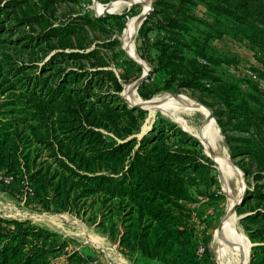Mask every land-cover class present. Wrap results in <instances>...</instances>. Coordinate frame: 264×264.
Listing matches in <instances>:
<instances>
[{
	"label": "trees",
	"instance_id": "1",
	"mask_svg": "<svg viewBox=\"0 0 264 264\" xmlns=\"http://www.w3.org/2000/svg\"><path fill=\"white\" fill-rule=\"evenodd\" d=\"M154 1L164 4L162 0ZM184 2L193 5L190 0H180L179 5ZM54 3L55 0H0V20H12L31 30L37 28L35 38L29 33L24 39L44 41L49 50H61L40 67V73L59 74L52 70L60 59L81 67L80 72L69 73L73 74L71 79L60 77L58 84L46 91L45 81L38 82L35 87L39 89H29L25 101H4L0 108L23 105L25 117L21 122L0 120L1 130L14 128L8 135L0 133V167L21 173L43 206L78 217L85 215L94 224L99 218L96 227L125 257L159 264H201L197 245L205 241L208 227L204 223L203 229L197 231L201 226L200 207L204 205L201 200L205 199L199 188L205 183L200 171L203 166L193 160L194 151L182 146L172 149L165 144L176 135L168 123L170 131L163 125H154L141 140H126L139 130L145 112L128 108L119 100L121 83L111 70L105 69L107 65L96 52H64L83 50V35L75 28L54 26L49 21L48 17L54 15ZM207 6L209 12L224 16L242 30L252 45L264 48V0H208ZM179 10L166 12L156 23L165 35L154 42L147 39L153 29L152 23L148 25L153 15L142 23L138 34L145 53L140 56L148 58L150 72L162 78L160 90H202L232 108V130L247 137L225 136V141L230 157L239 158V168L253 183L244 201L255 199L260 208L242 219L250 241L259 243L252 248L249 264H264V103L248 96L254 103L250 107L246 99L232 95V91L237 92L236 86L217 81L210 69L211 57L207 56L210 36L200 44L188 35L189 22L199 21L189 15L179 17ZM100 21L93 18L87 23ZM151 52L153 59L149 58ZM83 60L88 68H84ZM68 85L72 87L66 88ZM101 88H110L114 94L101 95L96 91ZM140 95L147 99L152 92ZM217 122L225 133L224 123ZM19 128L22 129L17 132ZM103 131L113 138L106 137ZM175 132H179L180 142L199 146L185 133ZM33 145V151H29ZM187 171L200 174L194 178ZM95 261L69 239L29 220L0 217V264Z\"/></svg>",
	"mask_w": 264,
	"mask_h": 264
},
{
	"label": "rangeland",
	"instance_id": "2",
	"mask_svg": "<svg viewBox=\"0 0 264 264\" xmlns=\"http://www.w3.org/2000/svg\"><path fill=\"white\" fill-rule=\"evenodd\" d=\"M116 1L117 0H97V2H94V0H55L53 4L54 15L48 17V19L54 26L65 25L70 28H75L78 32L81 31L83 38L80 39V41L84 46L83 50L66 49L64 52H96L98 59H101L107 65L105 69L111 70L121 83L122 90L118 94L119 100L128 108H131L128 105L129 103L122 97L121 93L126 85L135 84L134 82L144 74V68L130 59L125 53L122 48L121 36L127 22L135 17L138 18L144 12V6L142 4H136L124 8L118 13L104 14L103 16H99L94 8L96 3L106 7V5H110ZM162 1L164 4L155 3L154 0H146L149 13L145 20H148V17L151 15L154 16H152V19L148 22V25L153 24V29L147 34V39L154 42L163 37L165 31L159 28V25L156 23L164 17L166 12L172 14L173 11L180 9V13H177L179 17H182V15H189L199 21L196 24L189 22L190 32L187 33L188 35L193 36L200 44H202L206 36H210L208 40L209 50H207V56L211 57L210 69L213 70L214 77L218 79L217 81L220 80L221 82L236 86L237 92L232 91L233 94H230L238 95L240 99H246L250 107H253L254 103L248 96L257 97L260 103H264V48L252 45L245 37L246 34L241 32L242 30L239 31V29L234 26L235 24L227 20L224 16H217L209 12L207 6L208 0H190L193 5L187 2L179 5L180 0ZM93 18H98L101 21L95 24H88L87 20ZM0 27L2 28V30H0V107L3 106V104H5L4 101L7 100L14 99L16 101H25L26 92L29 89L32 88L35 91L39 89L35 87L38 82L42 83L45 81L46 91L49 87L51 88L58 84L57 80L60 77L65 76L71 79L73 74H69L70 72L81 71V67H79L76 62H63L60 59V61L57 62L58 64H53L52 70L60 71V73L57 74L59 75L58 77L53 74L55 72L40 73V67L49 61L52 55L61 50H49V44H45L44 41H26L24 39L29 33L35 38L38 33L37 28L31 30L26 26L18 25L16 22L12 20L8 21L7 19L0 20ZM138 30L134 38V53L138 59L141 60V65H143L148 72L142 83L136 88L137 96L144 103H148L155 98L165 100L168 96L173 97V100L168 104H165L164 100L155 101L154 105H152L153 107L147 110L135 107L134 109L144 111L145 116L143 120L139 122V130L126 140L131 138H136L138 141L141 140L143 136L152 130L154 125H163L170 131L171 128L167 126L168 123L173 126L172 130L174 131L172 132L176 133V135L172 137L171 140L165 142V144L172 149L182 146L183 149L194 151L193 160L198 166H203L204 169L200 171H203L205 180L204 184L199 185L205 199L201 200L204 201V205L200 207L201 226H199L197 231L200 232V229H203L204 223L208 224L205 241L197 245V255L201 264H220L217 252L211 248V243L215 230L219 227L225 216L228 196L222 190L218 179V172L212 161L206 156L204 145H202L198 138V136L201 135V129L205 125L206 120L203 115L198 112L191 113L186 103L181 99L175 100L174 98L183 96L189 101L206 109L208 113H211L210 119L214 120L218 128L222 137V144L228 152L229 159L233 166H236L240 172L241 169L238 166L239 158L233 159L230 157L225 136L236 138L247 137V134L232 130L234 121L232 120L231 123H229L233 116L232 108L223 105L221 101L212 94L191 88L160 90V87H162V78L158 74L151 73L152 64L149 59H142L140 56L145 53V51ZM186 40L190 41L188 37ZM153 57L154 53L151 52L149 58L153 59ZM198 60L203 64L205 63L204 59L198 58ZM92 61L95 62L96 60L92 59ZM82 64L84 68H88L84 60ZM67 87L71 88L72 86L68 85L66 88ZM96 91L101 95L109 94V92L112 93L110 88H101ZM147 92H152V97L147 99L141 97L140 93ZM114 103L118 104L119 102L115 101ZM24 108L23 105L14 107L4 106L0 108V120L6 121L8 119H16L21 122L25 117L23 110H21ZM151 112H153V114H151ZM218 120L224 123L225 133H223L219 127ZM21 129L22 128L17 129V132ZM13 130L14 128L6 130L0 129V133L4 132L8 135L13 133ZM178 130L185 133L188 138L196 141L199 146L193 147L189 143L180 142L181 136L178 135L179 132H175ZM103 133L106 137L113 138L111 133L105 131H103ZM0 140L3 139L0 137ZM116 140L120 142V139ZM137 146L138 145L135 147ZM34 148V145L31 146L29 151H33ZM187 172L190 177L194 178H198V174H200V172ZM5 181H7V183H5ZM244 184L247 186L245 193L247 191H252L253 183L251 179H246L245 177ZM257 210H260V208H257L256 200L251 198L245 201L243 198L241 205L236 209V214L239 218L238 225L247 238L248 243L251 244L249 248L248 264L253 257L252 248L255 245H259V243H252L250 241L248 232L245 229L246 224L242 222V219L255 213ZM0 217L5 219L29 220L36 226L67 238L71 241L72 245L76 246L78 249H82L84 254L93 256L96 259L95 264H117V262L100 247L89 242L76 224L84 227L96 237L103 246L113 248L126 264H159L156 262H148L140 258L133 260V258L123 256L118 251L117 246L96 227L99 218L94 224L90 222L85 215L78 217L74 213L43 206L40 199L32 195L30 186H28L26 180L22 178V174L15 173V171L9 172L5 167H0ZM251 227L252 226H250V228Z\"/></svg>",
	"mask_w": 264,
	"mask_h": 264
},
{
	"label": "bare ground",
	"instance_id": "3",
	"mask_svg": "<svg viewBox=\"0 0 264 264\" xmlns=\"http://www.w3.org/2000/svg\"><path fill=\"white\" fill-rule=\"evenodd\" d=\"M136 4H142L144 6V12L148 10V3H146V0H117L116 2L109 5L107 11H105V7L97 3L95 4L94 8L96 9L97 13L111 14L118 13L122 9ZM140 18L141 15L138 18L135 17L134 19L127 22L124 32L121 36V42L122 48L129 58L141 64L140 60L134 53V38L138 30ZM121 95L130 105L140 106L146 110L153 107L152 105H154L155 101L164 100L155 98L148 103L142 102L137 96L135 84L126 85L123 88ZM172 98L173 97L169 96L166 97L164 103L168 104L171 100H173ZM174 99H181L184 103H186L187 108L191 113L198 112L202 114L206 120L205 125L201 129V135L197 136L202 145H204L206 156L212 161L215 169L218 172V179L222 190L228 196V204L226 207L225 216L222 219L219 227L214 232L211 248L216 250L220 264H247L249 258V243L240 226L238 225L239 218L236 214V211L232 210V206L240 200L243 191L245 190L242 173L231 163L228 152L222 144V137L214 123V120L210 119L208 111L200 105L189 101L183 96ZM151 114H153V112H151ZM76 225L81 229L82 234L89 242L96 245L97 247H100L106 254L112 257L114 261L117 262V264H126L113 248L103 246L99 240L84 227L79 224Z\"/></svg>",
	"mask_w": 264,
	"mask_h": 264
},
{
	"label": "water",
	"instance_id": "4",
	"mask_svg": "<svg viewBox=\"0 0 264 264\" xmlns=\"http://www.w3.org/2000/svg\"><path fill=\"white\" fill-rule=\"evenodd\" d=\"M94 2H97V0H94ZM108 8H109V5H106V7H105V11H107ZM148 13H149V10H147L146 12H143V13L141 14V18H140V22H139V25H138V29H139L140 26L142 25V22L146 19ZM98 14H99V16H103V15H104L103 13H98ZM133 61H134V60H133ZM140 61H141V60H140ZM136 63H138V62H136ZM138 64L144 68V74H142V76H141L138 80H136V81L134 82L135 85H136V88H137V86H138L140 83H142L143 79L146 77V74H147V72H148V70H147L143 65H141L140 63H138ZM128 105H129L132 109H134L135 107L143 108V107L136 106V105H130V104H128ZM143 109H144V108H143ZM145 110H146V109H145ZM209 117H211V113H210V112H209ZM235 167H236V166H235ZM236 168H237V167H236ZM241 173H242L243 178L245 179V175L243 174L242 171H241ZM246 189H247V186L245 185V190L243 191L242 197L240 198V200H239L237 203H235V205L232 206V210H233V211H236V209L241 205V203H242V201H243V198H244V194H245ZM250 247H251V244L249 243V248H250ZM247 264H248V263H247Z\"/></svg>",
	"mask_w": 264,
	"mask_h": 264
},
{
	"label": "built area",
	"instance_id": "5",
	"mask_svg": "<svg viewBox=\"0 0 264 264\" xmlns=\"http://www.w3.org/2000/svg\"><path fill=\"white\" fill-rule=\"evenodd\" d=\"M5 183H7V181H5Z\"/></svg>",
	"mask_w": 264,
	"mask_h": 264
}]
</instances>
